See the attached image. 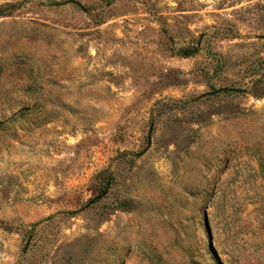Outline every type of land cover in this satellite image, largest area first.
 I'll return each mask as SVG.
<instances>
[{"label": "rangeland", "instance_id": "374dc122", "mask_svg": "<svg viewBox=\"0 0 264 264\" xmlns=\"http://www.w3.org/2000/svg\"><path fill=\"white\" fill-rule=\"evenodd\" d=\"M0 264H264V0H0Z\"/></svg>", "mask_w": 264, "mask_h": 264}]
</instances>
